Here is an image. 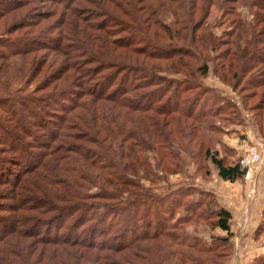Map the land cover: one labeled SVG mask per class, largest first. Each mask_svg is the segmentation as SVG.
Here are the masks:
<instances>
[{
    "label": "trees",
    "instance_id": "obj_1",
    "mask_svg": "<svg viewBox=\"0 0 264 264\" xmlns=\"http://www.w3.org/2000/svg\"><path fill=\"white\" fill-rule=\"evenodd\" d=\"M211 68L264 112V0H0V264H223L229 211L152 187L207 168L203 136L235 111L203 99ZM210 140L217 176L241 179ZM203 224L227 236L188 234Z\"/></svg>",
    "mask_w": 264,
    "mask_h": 264
},
{
    "label": "rangeland",
    "instance_id": "obj_2",
    "mask_svg": "<svg viewBox=\"0 0 264 264\" xmlns=\"http://www.w3.org/2000/svg\"><path fill=\"white\" fill-rule=\"evenodd\" d=\"M217 10L212 8L208 23L209 26H213L216 23V27H213L212 32L219 36L229 28L228 26H223L222 28L217 26V24L220 25L221 23L219 17L221 13ZM240 13L245 20L250 19L246 9H241ZM220 73L221 70L216 71V69L212 70L211 68L209 75L205 77V86L208 90L212 88L213 93H209L203 99L207 98L210 102L214 100L215 94L218 102L215 103L216 106L212 107V109L213 103L209 104L211 110L221 107L219 105L220 100L222 102L225 100V102L232 104L237 113L229 109L228 106L221 107L220 109L222 110L220 111L219 118L215 121L213 120V123L220 129L222 134L219 137V133L218 135L216 133L214 136H211L214 139L212 141L208 138L210 135H202L204 149L200 155H196V150L193 147L191 148V152L196 155L197 161L202 166L206 164L208 168L206 169L209 172H206L205 168H200L201 170L197 169V164L194 165L190 161V163H186L187 165L185 164V171L183 170L176 175L170 176L158 172L159 177L161 176L162 178L151 186L157 194H162L170 188H178L184 185L189 187L191 185L208 192L211 196L210 208L216 209L217 207H222L231 214V254L227 259L224 258L220 262H223V264H264V260H261L264 259V169L256 170L249 179H246L244 175L241 179L230 183L222 181L217 176V171L211 162L204 159L205 151L208 148V140H210L211 153L216 151L219 154V158H221L229 151V155L226 154L228 156L224 158L232 162L233 160L240 161L245 151L243 149V142L247 139L246 136L250 132L254 135V142H262L264 155V112L260 113L254 109L259 102V96L253 95L255 92L253 93L251 90L245 91L244 87H239L242 84L244 86V83H240V81L237 85L238 87L233 89L231 83L220 79ZM176 78L181 77L177 76ZM236 118L238 119L237 123L235 122ZM229 119L230 121L226 122ZM188 149L189 153L190 148ZM150 157L152 156L150 155ZM205 172L207 174H204ZM146 185L148 186V184ZM182 209L176 210L179 215L176 214L175 218L182 215ZM260 226L261 229L258 230ZM186 230L189 235L195 236L207 244H211L218 237L227 236L225 232L219 229L212 228L209 230V228H206V225L202 228L186 226Z\"/></svg>",
    "mask_w": 264,
    "mask_h": 264
},
{
    "label": "built area",
    "instance_id": "obj_3",
    "mask_svg": "<svg viewBox=\"0 0 264 264\" xmlns=\"http://www.w3.org/2000/svg\"><path fill=\"white\" fill-rule=\"evenodd\" d=\"M243 142V157L240 160V166L245 171V178L249 179L252 173L259 169H264V155L262 142H254V135L248 133Z\"/></svg>",
    "mask_w": 264,
    "mask_h": 264
}]
</instances>
